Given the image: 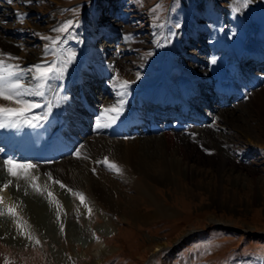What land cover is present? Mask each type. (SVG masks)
Returning <instances> with one entry per match:
<instances>
[{
	"label": "rangeland",
	"instance_id": "1",
	"mask_svg": "<svg viewBox=\"0 0 264 264\" xmlns=\"http://www.w3.org/2000/svg\"><path fill=\"white\" fill-rule=\"evenodd\" d=\"M104 1L107 3L99 12L103 23L96 20L98 13L93 11V18L90 14L89 29L87 26L89 11L92 8L99 10L102 1L31 0L29 3L28 0H12V3H9L8 0H0V5L2 4L3 8L5 7L4 11L6 10L1 14L0 42L4 39L18 46L21 59L33 56L35 60H31L32 64H28L31 66L41 63L44 58L43 50L47 42L41 39V35L56 36L57 34L52 31L54 28L69 19L76 21L78 27L72 30L75 39L70 38L65 45L75 53V58L68 66L65 75L70 71V75L73 76L85 62L82 44L86 37L93 35L88 44L103 50L107 61L110 58L115 61L107 71L105 67L94 63L90 55L88 60L91 61V66L96 72L100 69L103 73H109L102 76V88L96 89V95L101 100H105L99 104L108 103L109 107H112L117 105L121 97L116 74L125 72L124 76L134 78L138 83L137 88L140 89L139 97L146 96L147 92L144 93V88L163 89L166 85L157 86L159 80L162 79L166 84V80L169 77L173 79L178 71L183 73L188 84V79L190 81L188 68L192 66L198 69L197 65L204 64V61L208 63L205 64L207 68L204 67V71L209 70L212 74L216 72L218 76L224 73L225 66L223 61L219 60V56L227 57V53L215 54V59L206 54H210L211 49L215 48L214 44L219 35L221 39L226 40L227 37L225 44L230 48L233 43L235 48H240L245 40L246 44L240 50L247 45L250 49L252 43L260 44L256 41L264 35V21L261 20L262 17L264 18V0H249L247 7L243 8L236 4L235 0ZM72 9L76 10L75 14ZM153 9L156 11L154 12ZM116 12L118 17L115 15ZM255 14L258 16L256 17ZM20 15L25 17L23 23L18 19ZM205 15L209 18L206 20L207 24L215 21L216 28H223L216 30L214 25H207L203 19ZM90 31L92 33L88 34ZM242 33H244L243 37ZM125 37L131 39L126 40ZM211 37L213 39H209ZM229 37L234 40L232 44L229 42ZM249 49L244 50L242 54L251 53ZM88 53L92 55L91 50ZM168 55L172 57L167 62L168 68L171 67L170 70L165 64L166 60L161 65V60ZM256 58L259 59L260 55ZM258 59L256 63L260 62V66L264 64V59L260 61ZM229 62L230 60H227V63ZM231 63L227 64L226 68L230 67ZM176 68L179 70L176 71ZM96 76L98 74H92L94 81ZM228 77L231 76L221 78L219 76L218 79L224 83L223 81L228 80ZM154 80L155 83L151 84L150 81ZM95 86L100 88L97 82ZM180 86L186 87V84ZM117 87L118 98L115 101H108L116 97ZM71 89L72 92H76L69 85L67 90ZM137 90L127 88L126 95L133 96ZM253 96L254 94H249L248 98L247 95V100L245 97L234 99L228 106L221 105L224 106L223 108L218 107L213 110L214 108L210 107L209 110L214 112L209 111L205 122L202 123L205 125L199 126L209 128L212 123L211 116L217 117L214 129H209L213 135L218 134L228 141L225 148L232 163L225 168L226 177L221 176L220 179L212 169H202L203 166L194 165L195 171L198 172L195 180L173 172L169 174V181L161 180L154 172H149L148 175L131 173L119 159H116V156L104 155L98 161L107 158L110 162L116 163L121 168L122 175L109 171L102 163H98L97 167L101 171L94 169V172L93 168H89L86 172L82 167L78 173L72 171L71 174H75V178L68 177V173L64 172L57 175L60 180L57 178L55 180L66 185V188L61 189L55 184L58 187L56 194L60 200L59 204L62 206L59 210V219L58 208L51 201L52 205L47 207L48 213L52 214L48 225L40 229L33 221L28 223L31 228L29 232L40 241L39 245L34 240L26 239L20 232L7 230L6 224L13 218L0 217L3 230L0 233V237H3L0 239V264H4L5 258L12 264H264V187H258L251 180V174L254 172L255 176L264 182V119H261L253 109L254 106L251 104ZM87 99L98 108L97 99L91 95H87ZM95 112L100 113L98 115L90 113L94 120L91 125L96 128L92 134L107 133L111 130L110 127L118 122L119 118L110 124L107 119L104 120L100 109ZM221 112L223 115H220ZM75 119L87 122V119L78 117ZM98 120L101 125L106 122L107 127L97 130ZM88 129L92 132L93 128L90 126ZM244 133L253 136V139L248 141ZM140 135L146 137L144 134L140 133ZM128 136L125 135L123 140L133 138ZM151 138L153 139V135ZM80 139L82 138L79 137ZM218 141L221 142L220 139H217ZM77 150L83 156L89 155L88 160L77 158L75 156ZM76 151L72 147L63 157L68 156L76 161H90L92 156L88 154L89 152L87 153L80 146ZM205 152L218 155L214 149ZM35 163L50 164L46 160H36ZM189 165L190 162H185V167ZM237 172L249 180L250 184L245 191L234 195L233 204L214 203L207 192H217L216 186L219 180L224 183L227 190H231V179ZM66 179L80 181L81 188H69ZM207 179H210L212 185L204 186L203 183ZM242 183L244 185V182ZM95 185H100V188L106 191L107 199ZM13 188L17 191L15 186ZM254 189L257 190L256 200L259 199L261 202L251 198ZM73 192L83 193L88 206L93 210L91 216L79 199L72 194ZM221 198H225V194L222 193ZM159 207L163 209V213H157ZM133 213H137L138 216H133ZM19 216L25 221L21 213ZM61 225L64 228L63 232Z\"/></svg>",
	"mask_w": 264,
	"mask_h": 264
},
{
	"label": "bare ground",
	"instance_id": "2",
	"mask_svg": "<svg viewBox=\"0 0 264 264\" xmlns=\"http://www.w3.org/2000/svg\"><path fill=\"white\" fill-rule=\"evenodd\" d=\"M101 1H102V6L99 7V10H95L92 8L89 11V23L87 24L88 27L90 25V19H91L90 14L92 15L93 18V11L98 13V15H96V20L98 22L101 21L99 12L100 10H102L103 5L107 3L104 0H98V2ZM4 9L5 7L3 8V5L1 4L0 20L2 18L1 14H4L6 11V10L4 11ZM1 10L4 12H2ZM258 11L261 12L259 8ZM115 15L116 17H118L117 12ZM257 16L258 15H256V17ZM231 19L232 18H230V20ZM101 23H103V21H101ZM236 27L239 28L237 24ZM112 31L116 32V30H112ZM91 33L92 32L90 31V33L88 34ZM103 33L104 30L102 34ZM107 35L110 34L107 33ZM91 36L88 38L86 37L84 43L82 44L85 48V49L83 48L85 50L83 53L85 62L83 63L84 65L82 64L80 69L78 70H80L83 74L77 70V74H74L73 76L70 75L71 74L70 71H68L67 75L64 76L62 86L65 89L64 91H62V95H61L64 97V100L58 107H54L52 109L51 114L44 121L43 126L36 128V130L27 127L21 130L0 129V184L7 182V180L11 178L7 176L5 171H3L2 161L8 157H13L19 161L23 160L24 162H31L33 164H36L37 168L34 171V175L39 177V181H38L39 185L41 186V188L47 185V191H44L43 194H40L33 191V189L29 187L23 180L18 182L14 181L13 185L3 193H0V195L4 196L7 204H12V203L19 204L20 207L17 208V211H19V213L22 214L25 221H28L27 225L28 223L30 224V221H33L36 227L40 229H42L44 226L50 223V218L52 214L48 213V208H47L48 206L52 205L50 202L53 201V203H55V201H60L58 199V195L56 194V188L58 187L54 183L48 180V176H47L48 173H51V176L54 180L55 178L60 180V177L57 176L59 175V173L60 174H62V172L68 173V175L66 174L68 177L72 176L73 178H75L76 177L75 174L74 175L71 174L72 171L78 173L81 167L83 170H86V172L88 171L89 168H93L95 170L101 171L99 170V168H97L98 159L103 158L102 156L104 155H108L110 157L114 155L117 157L116 159H119L120 162H122L125 165V167L131 171V173L148 175L149 172H154L156 173L157 177L161 180L169 181L170 172H173L174 174L177 175H184L190 180H195L198 175V172L195 171V168L193 167L194 165H196V167L203 166L202 169H207V168L212 169L213 172L216 173V175H218V178L220 177L221 179V176L226 177V175H224L226 173L225 168L232 163L230 157L227 155L228 153L225 148V145L228 144V141L225 138L220 137L218 134L213 135V133L210 132V129L211 128L214 129L213 127H215L214 125L217 122L216 116H211L212 123H211V127H209L210 129L207 127L204 128L199 127L205 124L197 125L195 124V122H193V120L188 121L185 125L182 124L180 126L173 125L175 128H170L173 126L169 124L168 121L169 119L166 118L164 122L155 119L152 122L145 123V125H140L135 129L131 130L130 132H127L126 136L133 134L130 137L128 136L129 138L131 137L133 138L126 141L123 140L124 135L122 136V138L114 137L117 134L116 132L117 128L114 125L110 127L111 130H109L107 133L102 132V134L100 135L92 134L93 132L96 131V128L92 127L91 125L92 123H94V120L91 118L90 113L95 115L96 113L95 111L97 109H100V111L104 113V109L108 108L109 104L108 103L99 104V102H103L105 100L104 99L101 100L100 98H98V96L96 95L97 91L95 89L98 90L102 88V83L101 81L98 80V78L106 73L100 72V69H97L96 72L92 68L91 61L88 62L89 55L95 61L94 63L99 64V66L101 67H105L107 71L111 69L115 61L113 60V58H110L107 61L104 57L105 53L103 50H99L100 49L99 47L97 46L94 47L93 45L88 44V41L92 39ZM220 36L221 35L217 37V41L214 44V47L216 48V52L221 48L222 49L225 48L224 43L226 42V40L221 39ZM259 36L260 34L258 35V37ZM258 37L256 36V38ZM257 40L258 41H256V43H260V44L252 43L250 49H249V45H247V47L245 46V48H243L242 50H236L234 52L228 50L229 54L233 53L235 60H233V62L230 64V67L226 68L227 64H225L226 71L222 76H220V78L223 76H231L228 78L230 79L232 78L233 82H235L234 84H232L233 86H235V92H237V94L239 93L243 95L245 94L246 100L249 98V94L250 95L254 94L253 98L251 99L253 100L251 101V104L254 106L253 109L255 112L258 113L260 118L264 119V64L260 66V62L256 63L258 59L256 57H258L259 55H260V58L258 59L259 61L261 59H264V35ZM201 42L204 41L201 40ZM211 47L212 46H210L209 44V48ZM247 49H249V51L252 52L242 54V52ZM90 50L92 51V55L88 53V51L90 52ZM0 51H3L5 53H10L13 56L20 57L19 56L20 50L18 46H16L11 42H8L7 40L5 41L4 39H2L0 42ZM200 51H202V48ZM237 52L240 55L234 54ZM211 53L209 55H211ZM246 57H250V59H252L251 63L249 62L247 64L245 63L242 64L241 60L246 59ZM33 58L34 57L31 55L28 56V59L20 58L18 63L21 65V67L27 68L29 66L28 64H32L31 60H35ZM164 61H165V57L161 60V65H163ZM205 64L208 65L206 61H204V64L197 65L199 70L193 68L192 66L188 68L190 81L187 76L189 83L187 84L186 81L184 82V84H186V87H181L180 86L181 83H178L180 84L178 85L177 82L173 81L172 77L171 78L169 77L166 80V84L161 79L162 81L159 80V84L157 85V86L166 85L165 88L163 89H160L158 87L153 89L150 87L149 88L147 87V89L144 88V93L147 92V95L140 97L147 98L151 96L152 97L161 96L162 98L160 99V101H162V99L165 98L166 96L167 97L179 96V94L182 95L183 94L182 92L187 87L188 88L193 87L195 90L201 88L203 90L198 89V91L203 92L205 90L203 93L207 94V96L211 98L209 99L210 100L209 107H213L214 108L213 110L217 109L219 106H215L213 104L214 100H212L213 98L211 97L212 95L211 87L212 86H216L217 88H220V86L224 87L226 82L225 84L221 83L222 81L218 79V76H214L216 77L214 78L211 74L204 71L203 68L207 66ZM241 68L244 71H242ZM178 70L179 69L176 68V71ZM94 73L98 74V76H96L95 81L92 78V74ZM237 74H239L238 77ZM124 75L125 72L116 74L118 80L120 81L127 80L130 82L128 88H134V85L137 88L138 83L136 82V80L134 78H130ZM95 82H97L98 85H100V88H98L99 86H95ZM230 83L231 82H229V84ZM248 83L252 85H256V87L254 89H253L254 86L247 87ZM69 85L72 88H74L76 92H72V89L70 91L67 90V87ZM74 85H76L77 87L76 86L74 87ZM116 90H117L116 97L113 99L111 98L108 101H115L118 98V92L120 90V93L123 94L121 95L120 100L117 101V105H118L121 99L125 102L126 98L123 89L122 92H121V88L118 90L117 87ZM139 94H140V90H139ZM139 94L130 97V99L127 102L128 105L133 104L135 107L131 111V113L136 114L139 112V114L137 118H129L125 116L127 120H138V118L140 117L141 118L147 117L150 119L152 117L150 116V114L144 116L145 114L143 113L142 105L141 103H138ZM255 94H257V96H255ZM87 95H91V97L98 100V104H99L98 108H96L95 105L93 106L91 102H89V100L87 99ZM228 103L229 102H227V106ZM230 104L231 102L229 103V105ZM213 110L210 111L209 109H207V111L205 113L200 114L199 117L201 119H205V117L208 116L207 115L208 112L209 111L214 112ZM99 113H96V115H98ZM220 115H223V113L221 112ZM75 117H78L79 119H85V120L87 119V122H84L83 120L82 121L76 120ZM98 118H100V115L98 116ZM68 119L72 120V122L69 121ZM106 121L109 122L108 120ZM49 124H51V126H55L56 124L58 128L61 125H65L66 134H62V132L60 133L57 129H54L52 127L48 128ZM104 125H107V123L104 122V124H102V126L97 130L100 131L101 128L107 127ZM90 126L91 128H93L91 129L92 132L88 131L89 130L88 128ZM166 126H168L170 129L173 130H170L169 128L164 129ZM161 127L162 129H160ZM84 130L88 131V133L85 132ZM111 132L113 133L114 136L111 135L109 137V134ZM140 133L144 134V136L146 137H143V135H140ZM146 133H149V135H145ZM57 134L63 137V141L65 143H61V144L59 143V140L61 139L58 138ZM244 134H245V138L248 141H251V139H253V136L246 133ZM152 135H153V139L151 138ZM79 137L82 138L80 139L81 140L80 143H79L80 141ZM217 139H220L221 142L218 141L219 142L218 143ZM76 140L78 142H76ZM64 144L65 146L66 144H68L67 147H73L75 151L77 148H79V146L80 147L83 146L81 148H83L84 151H86L87 153L89 152L88 154L92 156L90 161H83V160L76 161L71 157L68 158V156L67 158H64L63 157L64 154H66V152L69 150L68 148L64 147ZM211 149L216 150L218 155H215L213 153L208 154V152H205L208 150L210 151ZM85 156L89 157V155H85ZM57 157H59L60 159L59 160L56 159ZM36 160H46L50 162V164L42 163V165H40L38 163H35ZM185 162L188 163L190 162V165L185 167ZM233 177L234 178L231 179L232 182L231 190H227L225 188L224 183H221V180H219L218 185L216 186L217 192H212V193L207 192L208 194H210V197L212 198L214 203H218V202H222V203L230 202L232 204L235 203L234 202L235 200L233 199L234 195L238 192L239 193L244 192L245 188H247V185L250 184L249 180L246 177H244V175L240 173L238 174V172L235 173ZM251 180H253L254 184L257 185L258 187H264V182L258 179L255 176L254 172L251 174ZM65 181L67 182L66 184L68 185L69 188L70 187H79L78 189L81 188L80 187V185H82L81 182L76 179L75 180L73 179V181L70 179H66ZM242 182H244V185ZM16 183H19L20 185L19 191L18 190L15 191V189L13 188L16 185ZM203 184L204 186L205 184L212 185L210 179H207V181ZM95 187L99 188V192L103 193L104 198L106 199L108 198V194L106 193V191L100 188L101 187L100 185H95ZM48 191L53 193V197L55 198L54 200L53 197L48 196ZM25 192H27V195H25ZM252 192L253 194L251 198H253V200H256L257 190L254 189V191ZM222 193L225 194V198H221ZM256 201L259 202L260 200L257 199ZM55 205L57 206L56 203ZM53 207L54 206H52V208ZM162 211L163 209L159 207L157 213L158 214L163 213ZM133 216H138V214L133 213ZM6 225H7L6 227L7 230H11L13 232L19 233V230L17 229L16 224L14 223L13 220H10ZM1 226L2 224H0V233L3 232ZM25 231L26 232L31 231L29 225L25 229Z\"/></svg>",
	"mask_w": 264,
	"mask_h": 264
},
{
	"label": "snow or ice",
	"instance_id": "3",
	"mask_svg": "<svg viewBox=\"0 0 264 264\" xmlns=\"http://www.w3.org/2000/svg\"><path fill=\"white\" fill-rule=\"evenodd\" d=\"M8 2L12 3V0H8ZM28 2L30 3L31 0H28ZM248 2L249 0H235V3L241 8L247 7ZM153 11L155 12L156 9H153ZM72 12L75 14L76 10L72 9ZM24 18L23 15L18 16L21 23H23ZM76 27H78V23L69 19L52 30L57 34L56 36L41 35V39L47 42L43 50L44 58L41 63L28 66L27 68L21 67L18 63L20 57L0 51V102H2L0 103V129L21 130L25 127L31 129L42 127L44 121L51 114L52 109L63 102L64 97L61 96L62 81L68 66L75 58V53L67 49L65 45L70 38L75 39L72 30ZM125 39L131 38L125 37ZM117 82L119 87L124 90L130 84L127 80H118ZM123 104L124 101L121 100L118 105L105 108L103 118L107 119L109 123H114L122 114ZM101 126L98 120L96 127L100 128ZM75 156L83 159L88 158L82 156L79 150L75 152ZM97 163L104 164L109 171L114 172L116 175H122L121 168L107 158L103 161H97ZM2 168L11 179L0 184V193L9 189L14 181L18 182L21 180L37 193L43 194L44 191H47V185L41 188L38 183L39 177L34 175V171L37 168L36 164L8 157L2 161ZM93 171L95 172L94 169ZM47 176L49 181L58 184L61 189L66 188V185L62 182L54 180L51 173H48ZM15 186L19 191V183H16ZM68 191L72 190L68 189ZM72 194L79 199L81 205L87 209L88 215L91 216L93 210L88 206L83 193L73 192ZM25 195H27V192H25ZM48 196L53 197V193L48 191ZM55 203L57 204V218L59 219V210L62 206L59 201H55ZM19 207L20 205L16 203L7 204L4 196L0 195V217L8 216L13 218L20 234L29 241L34 240L39 245L40 241L30 232L25 231L28 225L27 221H24L19 216L17 212ZM63 230V225H61V231L63 232ZM2 238L0 237V239ZM96 239L99 240L98 237ZM4 264H12V262L5 258Z\"/></svg>",
	"mask_w": 264,
	"mask_h": 264
}]
</instances>
